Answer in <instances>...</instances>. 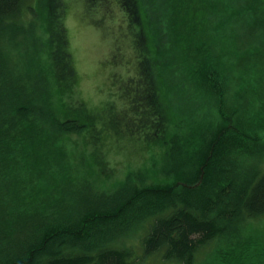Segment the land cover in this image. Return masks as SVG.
Instances as JSON below:
<instances>
[{
    "label": "trees",
    "instance_id": "1",
    "mask_svg": "<svg viewBox=\"0 0 264 264\" xmlns=\"http://www.w3.org/2000/svg\"><path fill=\"white\" fill-rule=\"evenodd\" d=\"M111 2L136 30V76L118 87L151 154L97 191L96 166L106 174L109 156L95 135L133 138L128 107L122 120L116 101L97 108L76 95L66 0H0V264H143L157 252L178 264H264V235L240 233L264 216V143L252 119L249 128L233 119L221 77L249 58L246 31L264 51V0H84L87 9ZM257 67L242 83L264 86ZM178 69L170 95L167 72ZM204 100L218 103L221 122L203 120ZM9 183L21 205L3 193ZM141 230L139 255L125 240Z\"/></svg>",
    "mask_w": 264,
    "mask_h": 264
},
{
    "label": "rangeland",
    "instance_id": "2",
    "mask_svg": "<svg viewBox=\"0 0 264 264\" xmlns=\"http://www.w3.org/2000/svg\"><path fill=\"white\" fill-rule=\"evenodd\" d=\"M68 8L66 9L65 22L67 27V34L69 39V46L71 50L72 59L75 69L79 76L78 88H76L77 96L82 97L87 104L91 107H101L109 100L116 101L120 108V113L123 114L122 120L127 119V107L129 109V116L134 119L135 127L132 132V136H122L121 134H114L111 130H105L104 132H97L95 135L96 143L101 139L104 146L103 151L109 156V160L106 162L107 172L105 174L104 169L98 164L96 166V186L97 191L103 190L105 182L110 184L112 182L126 179L127 175L133 171H137V167L148 164L150 157V150L145 149L142 143L143 128L140 118L135 115L132 99L120 97L119 83L127 81V86L130 84L131 77H135L138 67L137 51L131 43V29L133 28L128 23V18L123 7L115 2L104 3L103 6L99 4L87 9L84 0H66ZM88 12H90L88 14ZM135 33V29L133 30ZM251 31L244 33L243 47L240 49L245 55L252 57V54L256 56L257 60L255 67L248 69L250 59L242 62V68H235L232 63H229L230 69L235 71H226L223 76L225 81V101L228 107L234 112L233 119L235 121L246 123L243 119L250 118L252 123L256 125L253 135L262 137L260 142L264 143V99L260 105L259 97L263 93L264 86L258 87L256 84H244L242 81H253L255 77L258 64L264 68V51H259V46L254 42L252 43L248 37H250ZM235 46H228L233 50ZM117 59V61H114ZM174 56L167 57V63H171ZM259 62V63H258ZM228 61H226V64ZM176 66H173L174 70ZM237 69V70H236ZM182 69L177 71L167 72L168 80L170 81L169 94H175L178 92L179 78ZM233 73V74H232ZM238 79V80H237ZM239 81V82H238ZM227 82V83H226ZM131 100V101H130ZM262 101V100H261ZM205 105H201L204 114L201 116L204 121L211 123L221 122V116L217 113V105L212 101L204 100ZM215 105V106H214ZM249 123V121L247 122ZM246 123V124H247ZM101 125L99 124V127ZM247 127L249 128L248 124ZM107 133L112 134L107 135ZM106 136V137H103ZM77 138V139H76ZM75 140L79 141L80 137H76ZM135 138V139H134ZM100 139V140H101ZM100 143H102L100 141ZM81 146V144L76 145ZM149 148V147H148ZM161 157H158L159 167L161 165ZM152 183V182H149ZM161 184V182L159 183ZM44 189L48 192L51 191L49 184L43 185ZM3 193L7 192L10 201L17 202L21 205L24 201L21 195L15 198V189L13 183H9L3 187ZM7 190V191H5ZM63 194L67 193V188H64ZM17 196V195H16ZM6 201H8L5 198ZM10 205V204H9ZM8 205V206H9ZM144 230L134 232L133 235H128V245L134 246L139 255L143 254L142 238ZM243 235L255 234L259 236L264 235V216L250 219L247 226L240 232ZM6 247L5 244H1ZM215 247V242L208 244L198 253V261L204 260L205 257ZM143 264H178L173 260H166L161 252L154 253L147 256L143 260Z\"/></svg>",
    "mask_w": 264,
    "mask_h": 264
}]
</instances>
